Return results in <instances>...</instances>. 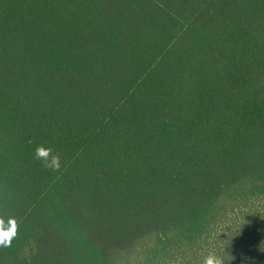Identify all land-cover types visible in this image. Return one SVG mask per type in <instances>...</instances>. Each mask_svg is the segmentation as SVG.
<instances>
[{
    "label": "trees",
    "instance_id": "16d2710c",
    "mask_svg": "<svg viewBox=\"0 0 264 264\" xmlns=\"http://www.w3.org/2000/svg\"><path fill=\"white\" fill-rule=\"evenodd\" d=\"M0 216V264H264V0H0Z\"/></svg>",
    "mask_w": 264,
    "mask_h": 264
},
{
    "label": "clouds",
    "instance_id": "9594fccd",
    "mask_svg": "<svg viewBox=\"0 0 264 264\" xmlns=\"http://www.w3.org/2000/svg\"><path fill=\"white\" fill-rule=\"evenodd\" d=\"M35 158L50 171H59L61 167L60 156L53 154L52 148L38 145L34 151ZM18 221L9 217L7 221L0 216V248L11 247L12 241L18 235ZM202 264H224L223 258L215 253H209L203 258Z\"/></svg>",
    "mask_w": 264,
    "mask_h": 264
}]
</instances>
